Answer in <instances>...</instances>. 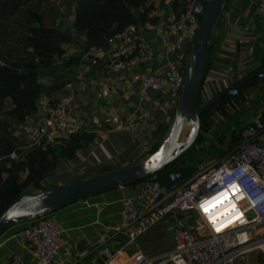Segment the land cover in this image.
Returning a JSON list of instances; mask_svg holds the SVG:
<instances>
[{"label": "built area", "instance_id": "1", "mask_svg": "<svg viewBox=\"0 0 264 264\" xmlns=\"http://www.w3.org/2000/svg\"><path fill=\"white\" fill-rule=\"evenodd\" d=\"M205 6L191 0L180 13L156 10L140 25L128 24L111 35L107 44L90 46L85 52L90 60L78 65L85 71L101 65L100 86L113 79L139 101L151 91H165L178 102ZM256 11L264 15V0L258 1ZM75 97L68 86L55 95L54 104H49L47 95L40 97L39 114L45 115L40 140L49 143L82 127L70 113ZM10 157L17 159L19 153L13 151ZM169 177L171 185L155 176L143 183L142 206L135 197L121 199L122 223L117 230L134 242L173 214H185L188 224L174 231L171 249L154 256L139 249L127 264H251L253 252L264 253V117L244 127L240 143L227 156L203 159L183 182L180 170L171 171ZM191 218L194 222L189 225ZM63 233L53 210H48L25 222L17 234L31 243L41 262L49 264L59 254H72ZM102 253L107 257L103 264H117L109 248Z\"/></svg>", "mask_w": 264, "mask_h": 264}, {"label": "crops", "instance_id": "2", "mask_svg": "<svg viewBox=\"0 0 264 264\" xmlns=\"http://www.w3.org/2000/svg\"><path fill=\"white\" fill-rule=\"evenodd\" d=\"M258 1L228 0L225 3L213 34L210 63L202 89L204 98L212 99L247 76L264 60V15L256 11ZM170 10H173L171 1L166 0L161 12L168 13ZM74 49L81 52V49ZM89 60L85 53L82 61ZM72 71V81L68 87L75 91L76 97L70 104L71 117L82 122L78 130H85L90 139L84 141L75 156L59 158L57 166L42 183L54 188L150 157L153 142L164 139L155 133L158 123L165 121L168 110L175 102L165 91H151L147 99L139 101L136 95H130L113 79H107L106 85L100 86L102 77L99 64L92 65L86 71L76 65ZM263 93L264 80L248 88L242 98L229 101L225 105L226 115L219 110L211 115L215 124L222 122L218 132L223 134L224 139L218 140L221 134H217L214 128L205 134L204 141L214 143L218 149L211 153L203 152L206 158L202 155L201 159L225 157L234 151L238 145L228 152L222 153L220 150L221 145L229 147L228 127L245 117L250 120L260 116L264 109ZM44 125V114L30 117L23 124L26 140H40ZM27 150L28 146H25L24 151ZM142 186L143 183L121 185L54 209L53 214L64 230L63 235L72 245V254H59L49 264H103L107 260L102 253L105 248L110 249L117 264H127L131 255L139 249L150 256L171 249L174 231L179 227L173 228L168 246L163 244L165 239L162 238L164 233L161 229L146 238L142 235L134 242H130L124 232L117 230L122 223L121 199L135 197L138 205L142 206L145 202ZM42 191L41 185L27 189V193ZM170 217L173 218L168 221H179L180 227L188 224L183 213L182 217ZM20 228V225H15L0 236V264H45L31 243L17 234ZM157 235L162 241L156 239ZM259 255L256 251L251 254V264L260 263Z\"/></svg>", "mask_w": 264, "mask_h": 264}, {"label": "trees", "instance_id": "3", "mask_svg": "<svg viewBox=\"0 0 264 264\" xmlns=\"http://www.w3.org/2000/svg\"><path fill=\"white\" fill-rule=\"evenodd\" d=\"M46 1L0 0V215L26 194L30 186L41 185L43 191L54 188L42 183L57 166L59 158L75 156L84 141L90 139L85 130H76L68 137L56 138L49 143L44 139L37 142L27 141L23 124L27 117L39 114L40 97L45 94L50 97L49 104H54L55 95L72 81L73 67L83 60L90 46L107 44L109 37L126 25H140L158 10L156 0H75L71 27L64 30L55 21L61 16L59 8H45ZM190 1L172 0V9L180 13L188 7ZM200 1L205 5L208 2ZM165 2L166 0H161V4L164 5ZM19 15L24 16L19 24L21 30L15 32L13 43H7L5 31L8 24ZM202 17L200 15V19ZM213 40L214 37L207 58L206 73ZM73 42L81 47L80 53L65 46ZM262 67L264 60L249 74ZM244 95L245 91L237 96ZM261 96L264 100V93ZM229 101L217 109L223 115L228 113L225 105ZM200 105H203L201 100ZM176 107L177 100L168 110L165 121L158 123L155 133L161 139L176 116ZM260 116L264 117V109ZM239 123L228 127L230 149L241 141L243 129L239 127ZM214 127L215 123L209 116L202 124L195 142L175 161L132 185L144 183L154 176L164 184L171 185L174 181L170 179L169 173L173 170L182 171L183 178L179 182L185 181L196 171L200 162V153L197 152L199 148L196 146L203 142L205 134ZM201 145L204 149L203 143ZM25 146H28L27 151H24ZM160 146L161 142L154 141L150 154L156 152ZM13 151L19 153L17 159L10 157ZM24 224L18 225L23 227ZM259 254L264 260V253Z\"/></svg>", "mask_w": 264, "mask_h": 264}, {"label": "water", "instance_id": "4", "mask_svg": "<svg viewBox=\"0 0 264 264\" xmlns=\"http://www.w3.org/2000/svg\"><path fill=\"white\" fill-rule=\"evenodd\" d=\"M227 0H208L203 18L191 45V58L185 63V83L178 99L176 117L167 144L147 159L39 193H26L0 215V236L11 227L32 217L65 206L121 185H128L164 169L188 149L197 139L204 121L222 104L264 80V67L230 85L209 101L200 105L206 78V63L216 24ZM190 118L193 128L185 143H180L183 123ZM250 119L248 123L252 122Z\"/></svg>", "mask_w": 264, "mask_h": 264}, {"label": "rangeland", "instance_id": "5", "mask_svg": "<svg viewBox=\"0 0 264 264\" xmlns=\"http://www.w3.org/2000/svg\"><path fill=\"white\" fill-rule=\"evenodd\" d=\"M156 3L159 4L158 11L159 10L161 11V8L164 7V5L161 4V0H156ZM74 5H75V0H47L46 2H44V7L47 8V9H52V6H56V7L59 8V10L61 12V16L58 17V18H56L55 21L58 24L57 26L60 27V28H62V29H64V30L70 29V27H71V20H72L71 17H72V13L74 11ZM23 19H24V16L23 15H19V16L16 17V19H14L13 21H11L8 24V27H7L6 31H5L6 38H7V43H13L15 41V32L21 30L19 24H20L21 21H23ZM65 46L68 49H72V50L74 48L81 49V47L78 44H74V42L72 44L71 43L70 44H66ZM235 98L240 99L242 97L241 96H236V97H233L232 99H235ZM200 100H201V104H203L208 99L204 98L203 94H201ZM175 117H174V119L171 122V126H170L169 130L164 135V139H162V141L161 140H158L159 142H161V145L168 143V139L170 137L171 131H172L173 126H174V123H175ZM248 122H249V120L245 117L244 120H242L239 123V127L241 129H244V127L247 125ZM221 123H219V124L216 123L215 124L214 130L217 131V134H221V133L218 132L219 129H220V127H221ZM192 128H193V121L190 118L186 119L184 121V123H183V126H182L181 136H180V143H185L188 140ZM222 135L223 134H221V136ZM216 136L219 137L218 135H216ZM39 139H41V138H39ZM223 139L224 138L222 136V138H219L218 140L221 141ZM204 140H203L202 143L209 142V141H204ZM201 144L197 145L196 147H199ZM204 146H205L204 149L203 148H199V149H201V151H199V149L197 150V152L200 153L199 156H198V160L199 159L201 160L202 155H204V153H206L205 151L211 153V152H213V151H215V150L218 149L216 147V145H214V143H212V142L207 143ZM220 148H221L220 150L222 151V153H224L226 151L228 152L229 149H230L229 147H226V146H223V145H221ZM203 158H206V155H204ZM62 163H64V162H62ZM62 163L60 162V164H62ZM30 193H34V192H30ZM35 193H38V192H35ZM173 215H177L178 217H182V213H179V214L176 213V214H173ZM171 218H173V217L168 216L164 220H162V221L158 222L157 224H155L154 226H152L143 235V237L146 238L148 235H153L156 230L161 229L163 231V233H164V235L162 236V238L165 239V241H164L163 244H164V246H168L170 244V242H171L173 228L180 227V222L179 221L173 220V221H170L169 222L168 220H170ZM175 218H176V216L174 217V219ZM189 222H190V224H192L194 222V219L191 218L189 220ZM156 239L162 241V239L160 237H158V235L156 236ZM260 261H261V264H264V260L263 259L260 258Z\"/></svg>", "mask_w": 264, "mask_h": 264}, {"label": "snow or ice", "instance_id": "6", "mask_svg": "<svg viewBox=\"0 0 264 264\" xmlns=\"http://www.w3.org/2000/svg\"><path fill=\"white\" fill-rule=\"evenodd\" d=\"M223 195V194H222ZM219 231V229H217Z\"/></svg>", "mask_w": 264, "mask_h": 264}]
</instances>
